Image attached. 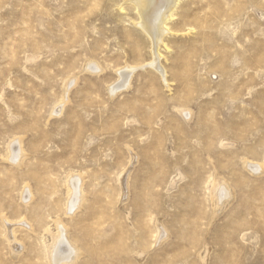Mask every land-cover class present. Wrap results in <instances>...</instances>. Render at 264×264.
<instances>
[{
	"label": "rangeland",
	"instance_id": "obj_1",
	"mask_svg": "<svg viewBox=\"0 0 264 264\" xmlns=\"http://www.w3.org/2000/svg\"><path fill=\"white\" fill-rule=\"evenodd\" d=\"M140 22L0 0V264H53L63 227V264H264V0H179L156 46Z\"/></svg>",
	"mask_w": 264,
	"mask_h": 264
},
{
	"label": "bare ground",
	"instance_id": "obj_2",
	"mask_svg": "<svg viewBox=\"0 0 264 264\" xmlns=\"http://www.w3.org/2000/svg\"><path fill=\"white\" fill-rule=\"evenodd\" d=\"M178 1L179 0H132L133 4H135V6H136V10L138 11V14L140 15V18H141L140 26L148 34V36L151 38V40H152V42H153V44L155 46L158 45L162 41L163 35L168 32L169 29H168V26H167V22H168V20L171 19L172 15H173V11H174L176 5L178 4ZM157 49H158V47H157ZM154 54H155V60L152 62L151 65H155V63L158 64L157 59H158V57L160 55H159L158 51H155V50H154ZM129 68H131V67H128L127 68L128 70L126 69V70H124L122 72L120 71L121 72V75L123 77L122 78V81L119 82V84L117 86H115L114 88H112L113 91H116V90L121 89V88H124V87H126V88L129 87L128 86L129 85L128 82L130 81L129 78L131 76V73L134 71V70L133 71L132 70L130 71ZM11 154L13 155L12 151H11ZM21 155H20V157H21ZM20 159L21 158H19V160ZM13 161H14V159H13ZM16 161H17V159H16ZM78 185L79 184L77 183V186ZM70 186H71V183H70ZM214 187H216V186H214ZM79 188H80V186H79ZM70 189H72V188H70ZM224 191H229V190H226L225 189ZM82 193L80 192L81 196H82ZM29 194L30 193H28V195ZM24 195H25V193H24ZM224 197H226V196H224ZM219 198H221V197H219ZM69 200H71V199L69 198ZM80 200H78V201H80ZM76 203L79 204V202H77V201H76ZM68 207L69 206H67V208ZM75 208H76V206H75ZM72 210H73V208H72ZM62 227H63V224H62ZM57 228L59 229L60 227H57ZM63 228H62V230H60V233L61 234L63 233V237H62L63 239L62 240H58L59 243H56L57 245L54 246L55 248L53 249L52 254L49 255V259L51 257V263H53V264H63L67 260H69L70 262L72 260L74 261V260H76V258L78 256V253H79V250H78L77 246H75L72 242H70L68 240L67 235H66V231L67 230L65 231ZM54 238L55 239H57V238L59 239L58 235L55 236ZM47 249H49V248H47ZM48 251H50V250H48Z\"/></svg>",
	"mask_w": 264,
	"mask_h": 264
}]
</instances>
